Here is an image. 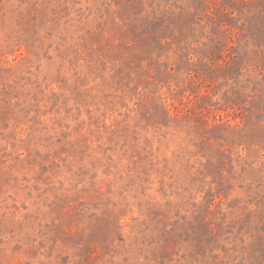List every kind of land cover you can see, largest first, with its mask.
<instances>
[{
	"label": "rangeland",
	"instance_id": "rangeland-1",
	"mask_svg": "<svg viewBox=\"0 0 264 264\" xmlns=\"http://www.w3.org/2000/svg\"><path fill=\"white\" fill-rule=\"evenodd\" d=\"M0 264H264V0H0Z\"/></svg>",
	"mask_w": 264,
	"mask_h": 264
}]
</instances>
